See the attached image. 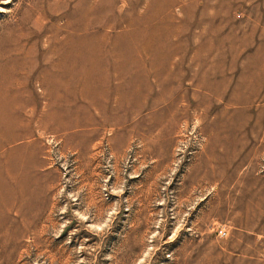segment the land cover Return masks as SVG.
<instances>
[{
  "label": "rangeland",
  "instance_id": "1",
  "mask_svg": "<svg viewBox=\"0 0 264 264\" xmlns=\"http://www.w3.org/2000/svg\"><path fill=\"white\" fill-rule=\"evenodd\" d=\"M0 264H264V0H0Z\"/></svg>",
  "mask_w": 264,
  "mask_h": 264
},
{
  "label": "built area",
  "instance_id": "2",
  "mask_svg": "<svg viewBox=\"0 0 264 264\" xmlns=\"http://www.w3.org/2000/svg\"><path fill=\"white\" fill-rule=\"evenodd\" d=\"M219 234H224V230H222V229H219Z\"/></svg>",
  "mask_w": 264,
  "mask_h": 264
},
{
  "label": "bare ground",
  "instance_id": "3",
  "mask_svg": "<svg viewBox=\"0 0 264 264\" xmlns=\"http://www.w3.org/2000/svg\"><path fill=\"white\" fill-rule=\"evenodd\" d=\"M14 46H15V45H14ZM12 48H13V47H12ZM18 49H20V48L18 47L16 50H18ZM205 49H206V48H205ZM19 51H21V50H19ZM19 51H18V52H19ZM14 53H15V52H14Z\"/></svg>",
  "mask_w": 264,
  "mask_h": 264
}]
</instances>
